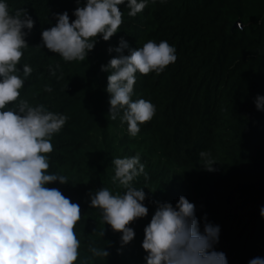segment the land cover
<instances>
[{
  "label": "trees",
  "instance_id": "obj_1",
  "mask_svg": "<svg viewBox=\"0 0 264 264\" xmlns=\"http://www.w3.org/2000/svg\"><path fill=\"white\" fill-rule=\"evenodd\" d=\"M5 2L12 14L27 9L35 22L31 32L24 30L28 47L17 67L21 76L24 64L33 72L20 99L68 117L52 137L48 159L49 172L65 175L69 183L48 187L58 188L81 207L82 218L74 228L81 260L90 255L87 244L95 241L110 256L91 264H145L141 245L155 202L175 206L181 196L195 204L201 232L205 222L220 227L214 247L228 264L264 258V110L255 103L264 97V0H147L135 17L128 15L125 0L119 6L123 23L118 32L109 41L99 37L82 62H65L43 47L42 31L65 11L74 21V10L86 0ZM236 22L240 28L234 27ZM121 38L130 49L149 40L167 41L177 56L162 72L137 73L132 99L150 101L156 113L135 137L121 122L122 110L116 120L108 115L110 72L101 70L119 55L114 49ZM47 87L52 91H45ZM201 151L211 153L216 171L202 167ZM137 154L148 179L141 175L133 185L145 191L149 215L130 225L136 237L117 254L121 234L102 223L101 211L91 208L90 194L103 187L122 193L112 183V160ZM96 229H105L104 237Z\"/></svg>",
  "mask_w": 264,
  "mask_h": 264
},
{
  "label": "clouds",
  "instance_id": "obj_2",
  "mask_svg": "<svg viewBox=\"0 0 264 264\" xmlns=\"http://www.w3.org/2000/svg\"><path fill=\"white\" fill-rule=\"evenodd\" d=\"M124 3L125 0H86L74 10V21H70L67 11L56 14V24L42 31L43 47L65 62L85 61L99 37L109 41L118 32L123 23L119 6ZM146 6L147 0H127L128 15L135 17ZM34 24L27 9H17L12 14L5 0H0V264H77L78 260L79 264H91L94 259L108 258L110 252L92 241L87 244L90 255L80 259L81 241L74 228L82 218L81 207L58 188L48 187L56 182L69 183L65 175L49 172L48 159L53 151L52 137L63 129L68 117L20 99L25 79L33 69L24 64L21 76L17 66L28 47V33L24 30L31 32ZM125 49L130 54L124 55ZM114 51L119 55L101 69L110 72L106 88L111 106L108 115L116 120L122 110L121 122L135 137L139 126L151 121L156 113L150 101H133L136 75L164 71L176 62V49L167 41L153 40L130 49L121 38ZM50 73L56 76L51 67ZM45 91L52 89L47 87ZM255 103L258 110H264V97H257ZM198 155L206 171H216L209 151ZM112 165V183L123 192L113 193L103 187L90 194L91 208L99 209L102 223L121 234L117 254H122L136 237L130 225L149 215L145 191L133 185L137 177L148 176L139 154L116 157ZM155 204L141 245L146 253L145 264H228L226 255L214 247L219 242L220 227L205 222L201 232L194 203L181 196L175 206L169 202ZM97 232L104 237L105 229L94 230ZM249 264H264V258L255 257Z\"/></svg>",
  "mask_w": 264,
  "mask_h": 264
},
{
  "label": "water",
  "instance_id": "obj_3",
  "mask_svg": "<svg viewBox=\"0 0 264 264\" xmlns=\"http://www.w3.org/2000/svg\"><path fill=\"white\" fill-rule=\"evenodd\" d=\"M234 27H236V28H240V27H241V24H240L239 22H236V23L234 24Z\"/></svg>",
  "mask_w": 264,
  "mask_h": 264
}]
</instances>
